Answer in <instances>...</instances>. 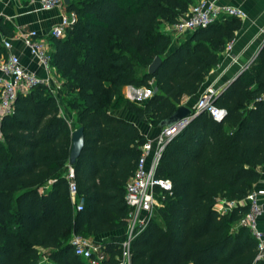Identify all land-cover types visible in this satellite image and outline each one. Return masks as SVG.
I'll list each match as a JSON object with an SVG mask.
<instances>
[{
  "label": "trees",
  "instance_id": "trees-1",
  "mask_svg": "<svg viewBox=\"0 0 264 264\" xmlns=\"http://www.w3.org/2000/svg\"><path fill=\"white\" fill-rule=\"evenodd\" d=\"M193 4L69 0L64 6L75 22L63 38L47 41L75 129L83 133L70 167L81 208L75 209L65 177L73 130L47 88L36 85L18 94L0 119V264H44L42 258L86 264L73 254L72 235L94 238L126 226L124 186L145 139L111 112L124 107L139 122L168 120L198 92L240 28L238 18L220 15L167 54L170 38L160 25H173ZM155 57L160 64L149 75ZM124 87H151L154 94L140 107L122 98ZM212 104L224 111L220 121L197 113L165 145L155 176L171 189L131 240L130 264H264L249 230L236 226L248 205L225 213L214 208L218 199H244L264 167V45ZM123 239L100 241L101 264H115Z\"/></svg>",
  "mask_w": 264,
  "mask_h": 264
},
{
  "label": "built area",
  "instance_id": "built-area-1",
  "mask_svg": "<svg viewBox=\"0 0 264 264\" xmlns=\"http://www.w3.org/2000/svg\"><path fill=\"white\" fill-rule=\"evenodd\" d=\"M63 1L38 0L40 10L45 12L62 9ZM262 13L264 14V9ZM220 15L238 19L243 17V13L239 10L220 8L214 1L197 0L196 3L188 7L187 12L176 23L168 27L167 32L176 35V37H182L196 29L207 27ZM74 22L73 14L63 12L59 23L52 26L44 38H40L35 31L26 32L21 36V41L27 49L28 55L35 59L45 72V77L42 79L22 67L18 59L9 53L10 43L8 40L1 41V49L5 52V56L0 53V73L4 76V79L0 80V119L11 113L14 100L18 94H26L36 85L48 86V77L54 73V69L50 65L52 49L46 40L48 38H63L66 30L70 29ZM225 49H228V46ZM231 61L234 63L235 59L232 58ZM54 89L59 90L60 87L56 86ZM216 96L217 93L213 89L205 90L191 110L192 117L197 113L204 112L213 121H220L224 116V111L212 104V99ZM189 120V118L183 119L172 127L160 128L153 143L145 141L139 147V157L132 176L124 186L123 200L127 207L126 226L124 239L119 246L120 255L115 264H130L129 245L131 240L145 228L154 216L155 210L161 206L164 197L169 194L170 182L166 179L156 178L155 170L165 145L188 124ZM65 177L70 199L73 204L75 203V209L79 210L81 200L76 199V187L70 167H68ZM257 196H264V188L253 189L240 201L218 199L214 208L219 213H225L237 204L248 205V210L239 218L236 226L245 227L249 230L256 240V259H260L264 255V233L257 227V216L263 211V208L257 203ZM69 242L73 254L83 259L86 264H101L105 259L102 246L88 237L72 235Z\"/></svg>",
  "mask_w": 264,
  "mask_h": 264
},
{
  "label": "crops",
  "instance_id": "crops-1",
  "mask_svg": "<svg viewBox=\"0 0 264 264\" xmlns=\"http://www.w3.org/2000/svg\"><path fill=\"white\" fill-rule=\"evenodd\" d=\"M205 1H214L220 8L239 10L243 13V17L239 19V30L235 32L233 39L226 44L228 49H224V51L219 54L216 66L210 70L198 92L194 96L182 101V106L187 107L190 111L193 109L201 94L208 88L213 89L218 95L240 72L247 68L255 58L259 49L264 45V14L262 13L264 9V0ZM196 2L197 0H194V3ZM63 12H65L64 6L62 9H53L49 12L41 11L38 0H0V25L2 28L0 29V44L2 40H8L10 43L9 53L18 59L20 65L26 70L33 72L38 78H44L45 72L37 64L36 60L28 55V51L21 41V36L26 32L35 31L40 38H44V35L47 34L49 29L59 23L60 16ZM170 26L171 25L162 23L159 27V32L170 38V44L166 51L167 54L173 52L184 37H176V35L167 32ZM46 42L49 44L47 40ZM0 53L5 56V52L1 49V45ZM232 58L235 59L234 63L231 61ZM139 75L140 74H137V76ZM55 77H58L55 73H52V75L48 77V86H46V88L55 99L61 117L69 126V123L74 120V116L69 110H66L63 105V95L60 89H54V87L58 86ZM3 79L4 76L0 73V80ZM59 80L61 81L60 78ZM153 94L154 88L151 87L150 89L124 87L120 90V95L125 101L140 107L143 106ZM63 97L68 98L66 95ZM111 114L132 125L145 141L153 143L157 137L159 130L158 124L149 118L146 122H139L124 107H121L117 111H112ZM66 169H68V167H66ZM259 173H261L260 179L258 184L254 186V190L264 188V167L259 169ZM257 203L263 208V211L257 216V227L264 233V196H257ZM124 232L125 227L118 231L101 234L94 238H88L95 243H100L101 240L110 235L118 236L124 234Z\"/></svg>",
  "mask_w": 264,
  "mask_h": 264
},
{
  "label": "water",
  "instance_id": "water-1",
  "mask_svg": "<svg viewBox=\"0 0 264 264\" xmlns=\"http://www.w3.org/2000/svg\"><path fill=\"white\" fill-rule=\"evenodd\" d=\"M69 0H64V6L67 5ZM160 64V59L158 57H155L153 61L149 64L147 67V74L151 75L155 72L157 67ZM191 119L192 118V111L184 106H179L175 109L173 114L170 116V118L166 121H162L158 123V128L163 127H172L174 124L178 123L179 121L183 119ZM83 147V133L82 129L79 127L77 129H74L70 134V147H69V153H68V163L67 167L73 166L75 163V160L80 155V152ZM264 260V255L260 258Z\"/></svg>",
  "mask_w": 264,
  "mask_h": 264
},
{
  "label": "rangeland",
  "instance_id": "rangeland-1",
  "mask_svg": "<svg viewBox=\"0 0 264 264\" xmlns=\"http://www.w3.org/2000/svg\"><path fill=\"white\" fill-rule=\"evenodd\" d=\"M55 80H56V83H58L57 85L60 87V91L62 92V95L64 96V91L61 89V87H62V83H63V81L61 80H59V78L58 77H55ZM145 89H150V88H145ZM62 96V103H64L63 105L65 106V108H66V110H68V100H67V98H64ZM137 106V105H136ZM69 112V111H68ZM69 127H70V129L71 130H74L75 128H76V124H75V120H73L72 122H70L69 123ZM156 219V221L158 222V223H160V219H158V218H155ZM42 254H43V252H41ZM41 261L42 262H44V264H49L45 259H41Z\"/></svg>",
  "mask_w": 264,
  "mask_h": 264
}]
</instances>
